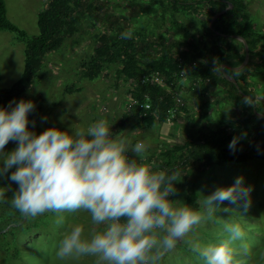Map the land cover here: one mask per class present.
<instances>
[{
	"label": "trees",
	"instance_id": "16d2710c",
	"mask_svg": "<svg viewBox=\"0 0 264 264\" xmlns=\"http://www.w3.org/2000/svg\"><path fill=\"white\" fill-rule=\"evenodd\" d=\"M228 6H231L228 11L210 23ZM104 8L107 12L100 17L104 31L95 36L96 47L80 64L79 75L93 81L106 70H113L117 83L131 82L127 94L139 103L148 99L151 109L143 116L134 107L128 115H136L148 128L155 121L165 122L174 105L167 89L178 87L184 77L190 81V87L199 81L197 92L201 101L218 84L224 86L221 103L235 108L231 119L221 120L206 132H196L182 146L160 151L154 157L160 169L175 172L177 192L170 199L174 200L182 189L184 203L198 210L194 175L215 165L264 160V118L254 113L255 110L264 116V105H257L254 93L244 86L252 72L264 68V36L254 29L242 0H125L124 4L112 0H47L37 18L38 33L32 37L7 19L5 2L0 0V32L15 34L25 47L23 71L10 88L0 89V107L25 94L40 76L46 57L79 34L83 20H92L96 11ZM125 31L132 33L131 39H121ZM235 37L243 39L249 50L248 63L237 71L233 69L243 63L245 50ZM178 59L184 69L193 62L195 67L182 76ZM221 66H226L223 72L219 70ZM151 73L162 75L165 86L139 84L140 78ZM225 75L235 81L237 88ZM207 105L195 103L203 114ZM178 112L191 113V110L184 107ZM234 137L239 138L238 143L235 150H230L229 143Z\"/></svg>",
	"mask_w": 264,
	"mask_h": 264
},
{
	"label": "clouds",
	"instance_id": "9594fccd",
	"mask_svg": "<svg viewBox=\"0 0 264 264\" xmlns=\"http://www.w3.org/2000/svg\"><path fill=\"white\" fill-rule=\"evenodd\" d=\"M131 38L130 31L121 33V39ZM34 109V103L25 99L0 107V178L15 168L7 177L18 185L10 204L26 218L47 212L88 214L94 227L87 235L84 226L76 224L59 240L56 255L61 261L162 264L178 242L213 220L225 201L250 205L251 187L237 177L231 186L201 194L200 210H194L170 199L177 192L175 172L147 162L150 144L145 140L133 142L124 132L113 134L106 118L86 127L53 126L37 134L32 130L35 121L29 127ZM238 139L230 141V150H235ZM9 141L16 147L5 153ZM130 150L135 158L128 156ZM57 223L64 224L65 217L60 215ZM222 235L204 246L187 243L203 264H234V245L244 240L245 232L239 223L225 222Z\"/></svg>",
	"mask_w": 264,
	"mask_h": 264
},
{
	"label": "rangeland",
	"instance_id": "374dc122",
	"mask_svg": "<svg viewBox=\"0 0 264 264\" xmlns=\"http://www.w3.org/2000/svg\"><path fill=\"white\" fill-rule=\"evenodd\" d=\"M112 1L124 4L125 0ZM4 2L7 19L12 24L24 31L27 37L38 33L37 18L44 10L47 0ZM117 11L115 9L116 15ZM105 12L106 8L97 10L92 20H83L79 34L67 40L57 52L46 57L40 76L25 94L15 100L25 99L34 103L35 109L28 117L30 129L32 121H35V128L32 130L39 134L53 126L61 130L70 129L73 124L86 127L100 118H106L111 123L110 130L113 134L124 132L133 142L145 140L150 144L147 162L157 163L154 157L160 151L182 146L190 135L206 132L208 128H215L221 120L225 122L232 118L228 112H235L233 105L222 110L220 114L213 113L207 119L190 103L191 113L178 112L172 121H155L148 128L136 115H128L129 84L117 83L113 70H106L93 81L81 78L79 66L96 47L95 36L104 31L100 17ZM93 20L94 23H91ZM24 48V43L17 41L15 34L0 32V89L10 88L20 77L23 71ZM70 86L74 89L70 90ZM259 94L264 96V92ZM214 108L218 111L217 107ZM211 112L213 111L210 110L209 113ZM126 115L128 116L125 117ZM15 147L16 143L9 141L4 151L10 152ZM128 156L135 158L131 150ZM14 170L15 168L9 170V173L0 178V264H93L92 258L61 261L56 255L58 242L67 229L80 224L84 226L87 235L94 227L88 214L47 212L36 218H26L10 204L18 189V185L7 178ZM237 177H243L244 185L251 187L250 205L245 208L244 201L236 205L225 201L213 220L197 226L184 240L178 242L177 247L166 254L162 264H203L187 242H198L201 246L218 242L223 238L225 222L239 223L245 232L244 240L234 245L237 249L234 264H264V160L215 165L194 175L198 210L201 194L207 196L218 187L231 186ZM184 194L181 189L174 200L184 203ZM224 207L230 211L224 212ZM60 215L65 217L64 224L57 223ZM245 246L247 252L244 251Z\"/></svg>",
	"mask_w": 264,
	"mask_h": 264
},
{
	"label": "crops",
	"instance_id": "0c3cea01",
	"mask_svg": "<svg viewBox=\"0 0 264 264\" xmlns=\"http://www.w3.org/2000/svg\"><path fill=\"white\" fill-rule=\"evenodd\" d=\"M242 3L246 7V12L252 21L254 29L264 36V0H242ZM222 67L223 66H221V68ZM247 79L248 80L244 83L245 88L254 93L256 104L263 106L264 96H261L259 93L264 92L262 91L264 89V68H262L260 72H252ZM189 84L190 81L188 78H183L177 83V85L181 86H178V89H180L183 93L184 101L186 102L188 109L192 110L190 103L195 106L196 102H207L208 105L205 107L204 111L206 115L204 114L203 116H206L208 119L213 113L218 112L220 114L222 110H225V108L228 109L229 107H232L231 104L221 103V98L223 96L222 90H224V86L218 84L211 92L204 95L202 99L203 101H201L198 98L199 93L196 92L197 90L191 89ZM214 106L218 108V111H216ZM210 110L213 112L209 113ZM228 114L231 113L228 112ZM209 121L212 123V120Z\"/></svg>",
	"mask_w": 264,
	"mask_h": 264
},
{
	"label": "built area",
	"instance_id": "2783aa9c",
	"mask_svg": "<svg viewBox=\"0 0 264 264\" xmlns=\"http://www.w3.org/2000/svg\"><path fill=\"white\" fill-rule=\"evenodd\" d=\"M178 65L181 68V75L182 76H186L188 70H191L192 68L195 67V63H190L187 68H182V61L181 59H178ZM185 78V77H184ZM209 81H206V83H208ZM131 84V82H129V85ZM139 84L140 85H151V86H155V85H160V86H165L164 85V78L162 75H160L159 73H151L147 76H144L142 78L139 79ZM199 85V81L193 82L192 83V89L197 90ZM131 86V85H130ZM130 86H128L127 90H130ZM167 91L169 92V95L172 99V101L174 102V105L172 108H170L167 112V116H166V120L167 122L172 121L178 114V110L181 108H184L186 106V103L184 101V96L183 93L181 92L180 89H178V87H174L173 89H167ZM147 99V97H146ZM146 101V100H145ZM127 112L130 113V110L134 107H138L139 110H141L143 112V116H146V112L148 110L151 109V105L148 102V99L146 102L143 103H139L136 99L132 98L129 94H128V100H127Z\"/></svg>",
	"mask_w": 264,
	"mask_h": 264
},
{
	"label": "water",
	"instance_id": "95a60500",
	"mask_svg": "<svg viewBox=\"0 0 264 264\" xmlns=\"http://www.w3.org/2000/svg\"><path fill=\"white\" fill-rule=\"evenodd\" d=\"M231 8V6H228L225 10H223V11H220L219 13H217L213 18H212V20H211V22L210 23H212L217 17H219V16H221L222 14H224L226 11H228V9H230ZM235 39L236 40H238V41H240L241 43H243V46H244V50H245V58H244V61H243V63L238 67V68H236V69H233V70H235V71H237V70H240V69H242V68H244L245 66H246V64L248 63V60H249V50H248V46H247V44H246V42L243 40V39H241V38H239V37H235ZM226 66H223L222 68H221V71L223 72V69L225 68ZM225 79L226 80H228L229 82H231L234 86H236V88H237V85H236V83H235V81L233 80V79H231L229 76H227V75H225ZM240 92V91H239ZM241 93V92H240ZM243 97L246 99V100H248L253 106H254V102L250 99V98H248V97H246V96H244L243 95ZM254 113H255V115L258 117V118H264V116L263 115H260V114H257L256 113V111L254 110Z\"/></svg>",
	"mask_w": 264,
	"mask_h": 264
}]
</instances>
